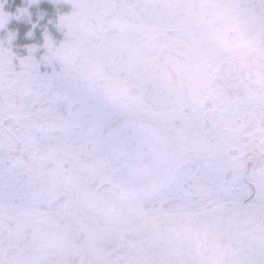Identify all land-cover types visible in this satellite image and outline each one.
Segmentation results:
<instances>
[{
    "label": "snow or ice",
    "instance_id": "6c2138e0",
    "mask_svg": "<svg viewBox=\"0 0 264 264\" xmlns=\"http://www.w3.org/2000/svg\"><path fill=\"white\" fill-rule=\"evenodd\" d=\"M70 2L51 71L0 40V264L76 206L150 230L123 264H264V0Z\"/></svg>",
    "mask_w": 264,
    "mask_h": 264
},
{
    "label": "flooded vegetation",
    "instance_id": "af4514ba",
    "mask_svg": "<svg viewBox=\"0 0 264 264\" xmlns=\"http://www.w3.org/2000/svg\"><path fill=\"white\" fill-rule=\"evenodd\" d=\"M24 11L21 12L20 10ZM74 8L70 0H0V12L7 14V23L0 27V40H7L13 33L11 50L14 63L19 67V58L32 55L40 61L41 72L52 68L41 58L48 52L46 35L56 45L68 38V29L60 23V17L70 15ZM31 49V51H30ZM64 197H60L62 202ZM126 223H134L132 214L122 217ZM53 235L43 242L45 249L59 248L65 264H123L127 253L138 246L137 234L140 231L119 233L107 229L103 215H89L80 206L71 214L57 218ZM95 233L94 242H89V233ZM34 234L28 230L26 239L31 241Z\"/></svg>",
    "mask_w": 264,
    "mask_h": 264
},
{
    "label": "water",
    "instance_id": "95a60500",
    "mask_svg": "<svg viewBox=\"0 0 264 264\" xmlns=\"http://www.w3.org/2000/svg\"><path fill=\"white\" fill-rule=\"evenodd\" d=\"M150 237V230L148 229H145V230H142L140 231L138 234H137V242H138V246L136 247V249L134 251H136L137 249H139L142 245V243L144 241H146L148 238ZM133 251V252H134Z\"/></svg>",
    "mask_w": 264,
    "mask_h": 264
}]
</instances>
